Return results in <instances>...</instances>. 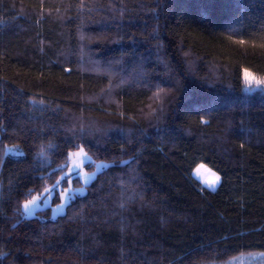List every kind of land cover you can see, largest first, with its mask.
Masks as SVG:
<instances>
[{
    "label": "trees",
    "instance_id": "1",
    "mask_svg": "<svg viewBox=\"0 0 264 264\" xmlns=\"http://www.w3.org/2000/svg\"><path fill=\"white\" fill-rule=\"evenodd\" d=\"M245 70L264 77V0H0V264L264 258ZM81 148L108 166L53 218Z\"/></svg>",
    "mask_w": 264,
    "mask_h": 264
},
{
    "label": "rangeland",
    "instance_id": "2",
    "mask_svg": "<svg viewBox=\"0 0 264 264\" xmlns=\"http://www.w3.org/2000/svg\"><path fill=\"white\" fill-rule=\"evenodd\" d=\"M249 73L252 74V76L256 77L257 79L261 78V76H258L250 71ZM244 86L245 89L249 92L253 91H260L264 90V85H261L257 87L254 83L251 87H249L244 79ZM79 153V155H77ZM94 162L93 159L87 154V152L81 148L77 151H75L70 160L69 168L65 176H70V185L63 189V187H59L58 190L60 192L61 196V202L60 204L52 207V200L54 198V193L51 190L46 191L43 195H36L32 199L24 202L22 206V210L24 212L25 217H33L36 215V213L40 210H43L47 207H52V217L57 218L60 215L64 214L66 211V207L69 204L71 197H74L75 195H83L86 191L85 185H88L91 183V181L96 177L97 173L102 171L105 167L108 166L105 162H95V169L89 170L87 168V165ZM64 176V177H65ZM75 177H79L80 180L83 182L84 186L80 188H74L73 187V180ZM205 187V186H204ZM32 201L31 204L28 202ZM27 205V207H25ZM264 258L262 255H258L256 257L254 256H240L237 258L233 264H264Z\"/></svg>",
    "mask_w": 264,
    "mask_h": 264
},
{
    "label": "snow or ice",
    "instance_id": "3",
    "mask_svg": "<svg viewBox=\"0 0 264 264\" xmlns=\"http://www.w3.org/2000/svg\"><path fill=\"white\" fill-rule=\"evenodd\" d=\"M239 43H244V41H239ZM244 79H245L246 84L249 87H251L253 85V83L257 87L264 85V77L257 79L256 77L252 76V74L249 73L247 70L244 71ZM77 155H79V153ZM200 168H205V166L201 165ZM206 172L208 174L204 179V183H206L209 187H215L221 179L220 176L214 172H211L210 169H206ZM199 173H200V169H197V174H199ZM63 182H67V181L65 180ZM28 203L31 204L32 201H29ZM25 207H27V205Z\"/></svg>",
    "mask_w": 264,
    "mask_h": 264
}]
</instances>
